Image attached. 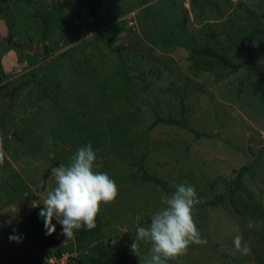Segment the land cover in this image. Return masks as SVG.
I'll list each match as a JSON object with an SVG mask.
<instances>
[{
  "label": "rangeland",
  "instance_id": "rangeland-1",
  "mask_svg": "<svg viewBox=\"0 0 264 264\" xmlns=\"http://www.w3.org/2000/svg\"><path fill=\"white\" fill-rule=\"evenodd\" d=\"M88 1L0 0V91L17 88L13 101L0 97V264L22 252L42 259L26 214L56 186L46 170L89 143L119 193L102 205L95 232L81 244L73 235L64 253L83 264H140L130 248L136 227L186 183L200 199L193 219L207 244L190 245L179 264H264V223L247 227L264 222V0H105L96 25ZM221 59L242 67L231 74ZM157 119L179 124L149 129ZM256 157L235 210L236 173ZM218 195L220 205L206 204ZM237 234L251 255L236 251ZM99 249L126 257L116 263ZM149 249L141 244V258Z\"/></svg>",
  "mask_w": 264,
  "mask_h": 264
},
{
  "label": "clouds",
  "instance_id": "clouds-1",
  "mask_svg": "<svg viewBox=\"0 0 264 264\" xmlns=\"http://www.w3.org/2000/svg\"><path fill=\"white\" fill-rule=\"evenodd\" d=\"M254 45L258 46L256 41ZM5 157L3 138L0 137V165H3ZM96 160V152L89 143L78 148L67 165L61 164L52 169L56 186L46 195L39 196L38 201L32 202V207L43 205L39 216L44 221L47 235L56 232L53 219L62 226V234L68 239L82 228L92 230L96 227L102 205L116 201L118 186L107 173L96 170ZM174 188L175 191L170 195H161L165 207L151 216L148 226L136 227L130 248L140 259V264H169L170 261L179 264L180 258L187 255L190 245L207 244L193 219L194 206L200 203L195 187L181 183L174 185ZM262 223L249 220L247 227L259 230ZM9 240L20 242L21 237L10 235ZM142 243L150 245L147 256L143 258ZM233 244L242 256L252 254L251 245L243 242L241 235L233 237ZM62 255L47 259L46 262L56 264L50 260H58ZM71 259L69 255V264Z\"/></svg>",
  "mask_w": 264,
  "mask_h": 264
},
{
  "label": "trees",
  "instance_id": "trees-1",
  "mask_svg": "<svg viewBox=\"0 0 264 264\" xmlns=\"http://www.w3.org/2000/svg\"><path fill=\"white\" fill-rule=\"evenodd\" d=\"M24 1L27 2L28 4H31V0H24ZM104 1L105 0H89L88 1L87 9H88V12L90 14V17H91L94 25L98 24L97 10H98V8H100V6L102 5V3ZM145 1L146 0H141L142 3H144ZM123 50H125V48L123 46H117V47L111 49V51L115 52L117 55H119L120 52H122ZM221 61L224 64V66L229 68V73H231V74L236 73L242 67L241 65L232 64L231 62L226 61L224 59H221ZM3 76H6V75H5V73L1 67V64H0V79ZM6 86L7 85L4 83L0 86V89L6 88ZM16 92H17L16 87L13 88L9 94H3L0 91V97L7 95L8 97L11 98V101H13V97H14ZM12 105H13V103L11 102L9 107L11 108ZM158 123L175 124V125L179 124L178 122H172L171 120L157 119V120H155V122H153L149 126V129H153V127ZM196 136L199 137V134H196ZM258 157L255 158L252 166H243L236 173L237 181H236L235 187L230 191V195H229L230 204L232 205V207L235 210H236V205H235L234 200H233L234 191L240 190L241 180L245 174L249 173L250 175H254V172L256 169V164H257L258 159H259ZM55 167H56V164H53L46 170V172L43 176L44 180H46L51 175L52 169ZM141 179L162 185V183L160 181L156 180L155 178L149 177L146 174H142ZM164 189H167V188L164 186ZM222 199H223L222 196L218 195V196H215L213 198V200L207 202L206 204L211 206V207L217 206V205H220L222 203ZM42 207H43V205H39L37 207H34L26 214V221H27V224H28L29 229L31 231V235L33 237L34 244H35L36 248L42 254V259L37 258L36 256L31 254L30 252H22L16 256H14L13 259L9 262V264H43L44 262H45L44 264H48L46 262L47 259H50L52 257H60L64 253L63 252L64 251L63 246L59 247L57 250H54V248L64 238L63 235L58 231V229H62V227L60 226V224L55 219H53L52 223L56 226V232L50 236L47 235L46 229L44 227V221L39 216V212H40ZM93 231L95 232V229L87 230L86 228H82L81 230L75 232L74 240L77 243L81 244L82 242H85L87 240L88 235L92 234ZM98 256L100 258H103V259L114 260L116 263H118L120 261L121 257H123L124 259L126 257L124 254L111 252L109 250H104V249H99ZM90 261L92 264H97L96 260L93 258H91ZM73 262H74V264H83V262L80 259L76 260V258L70 260V264H73Z\"/></svg>",
  "mask_w": 264,
  "mask_h": 264
},
{
  "label": "water",
  "instance_id": "water-1",
  "mask_svg": "<svg viewBox=\"0 0 264 264\" xmlns=\"http://www.w3.org/2000/svg\"><path fill=\"white\" fill-rule=\"evenodd\" d=\"M8 43L10 44V43H12V39L11 38H9L8 39ZM13 47L16 49V50H27L28 52H36V53H40V51H38V50H34V48L33 47H29V46H23V45H21V44H13ZM133 53L135 52V50L132 48V49H130ZM47 50H46V48H44V52H46ZM139 55H141V56H145V57H147V54H146V52H139ZM58 231L62 234V229H58ZM63 235V234H62ZM63 241H61L55 248H54V250H57L59 247H61V246H63L66 242H68L69 241V239L65 236V235H63Z\"/></svg>",
  "mask_w": 264,
  "mask_h": 264
},
{
  "label": "built area",
  "instance_id": "built-area-1",
  "mask_svg": "<svg viewBox=\"0 0 264 264\" xmlns=\"http://www.w3.org/2000/svg\"><path fill=\"white\" fill-rule=\"evenodd\" d=\"M50 262H55L56 264H69V255L63 254L58 260H50Z\"/></svg>",
  "mask_w": 264,
  "mask_h": 264
}]
</instances>
